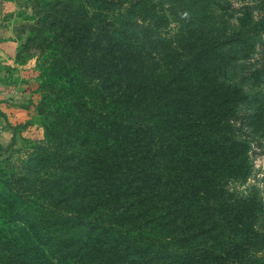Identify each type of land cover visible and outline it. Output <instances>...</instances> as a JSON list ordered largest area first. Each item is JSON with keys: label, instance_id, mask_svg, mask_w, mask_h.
Returning a JSON list of instances; mask_svg holds the SVG:
<instances>
[{"label": "trees", "instance_id": "1", "mask_svg": "<svg viewBox=\"0 0 264 264\" xmlns=\"http://www.w3.org/2000/svg\"><path fill=\"white\" fill-rule=\"evenodd\" d=\"M27 1L45 145L0 166V264H264V201L229 188L264 140V0Z\"/></svg>", "mask_w": 264, "mask_h": 264}, {"label": "rangeland", "instance_id": "2", "mask_svg": "<svg viewBox=\"0 0 264 264\" xmlns=\"http://www.w3.org/2000/svg\"><path fill=\"white\" fill-rule=\"evenodd\" d=\"M11 1L13 2V11L7 12V16L10 15L12 17L15 35L19 40L16 55L14 56V63L17 66L28 62L29 59L34 60L33 72H31L27 77H23L19 81V88H26L35 92L34 100H32L31 98L29 100L27 99L29 101V105L31 104L33 106L32 110H30L29 113L30 118L24 123L15 125L13 140L7 146L0 147V166L8 165L12 166L13 169L18 168L20 170L21 167H24L26 165V161L30 158V156L33 154L35 155L38 152L37 149L34 148V146L45 145V141L43 138L41 120L34 111L35 105L40 98V95L38 93V88L40 85V71L38 68L37 53H35L32 49L31 51L23 50L19 56L17 55L19 49L21 48V45L25 42V39L29 35V31L27 28H30L32 22L27 18L31 15V9L28 5L27 0ZM230 1L232 7L234 8H238L239 5L243 3V1L241 0ZM0 3L4 4L5 0H0ZM3 8L4 6H2V10ZM227 17V19L229 20V14H227ZM13 83L15 84L16 81H14ZM247 156V178L241 183L239 182L236 184H230L229 188L235 189V191L239 195L255 193L264 201V140H262V143L260 144H257L256 141H252Z\"/></svg>", "mask_w": 264, "mask_h": 264}, {"label": "crops", "instance_id": "3", "mask_svg": "<svg viewBox=\"0 0 264 264\" xmlns=\"http://www.w3.org/2000/svg\"><path fill=\"white\" fill-rule=\"evenodd\" d=\"M12 5L11 0L0 3V147L7 146L13 140L15 125L30 118L33 106L29 105L28 100L35 98V92L19 88V81L33 72L34 60L29 59L17 66L14 63L19 40L15 35L12 17L7 16V12L13 11Z\"/></svg>", "mask_w": 264, "mask_h": 264}]
</instances>
